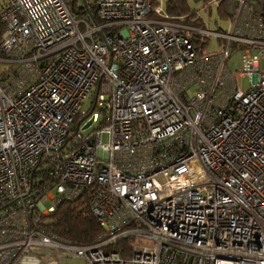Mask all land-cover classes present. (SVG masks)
I'll return each mask as SVG.
<instances>
[{"label": "built area", "instance_id": "1", "mask_svg": "<svg viewBox=\"0 0 264 264\" xmlns=\"http://www.w3.org/2000/svg\"><path fill=\"white\" fill-rule=\"evenodd\" d=\"M80 1H0V264H264V0ZM81 196L87 244L46 223Z\"/></svg>", "mask_w": 264, "mask_h": 264}, {"label": "trees", "instance_id": "2", "mask_svg": "<svg viewBox=\"0 0 264 264\" xmlns=\"http://www.w3.org/2000/svg\"><path fill=\"white\" fill-rule=\"evenodd\" d=\"M151 2L152 7L159 5L157 0H152ZM163 11L170 16L185 14L188 21L194 13V10H190L183 0H166ZM218 12L222 14L220 8H218ZM195 23H197V21H195ZM1 29L2 25L0 23V31ZM76 120L77 118L74 122ZM75 126L76 123H73L70 127L69 139L72 137ZM65 145L67 147V144ZM46 223L48 229L54 232L58 237L77 244L91 243L102 232L96 218L89 211L85 196H81L75 200L63 201L57 207L56 211L46 218ZM118 243L125 244V240H118L112 244L111 248L117 250ZM120 251L123 253V250Z\"/></svg>", "mask_w": 264, "mask_h": 264}, {"label": "rangeland", "instance_id": "3", "mask_svg": "<svg viewBox=\"0 0 264 264\" xmlns=\"http://www.w3.org/2000/svg\"><path fill=\"white\" fill-rule=\"evenodd\" d=\"M186 6L190 10L197 11L202 22L206 23V27L209 30H218L219 28L226 29L229 25V20L226 16L218 12L217 5L211 3L210 0H183ZM158 6L163 8L166 0H157ZM78 3L81 4V1L78 0ZM209 6V7H208ZM207 7V8H206ZM220 44L215 35L209 36L206 39V44L204 45V52H209V54H217L220 50ZM226 67L229 71L235 73L240 70V57L239 50L232 49L230 50L229 57L225 62ZM260 67L264 69V61L260 63ZM242 87L248 86V79L242 78L241 80ZM94 98V88L85 96L83 100V110H87L91 107ZM103 140H106V137L103 136ZM45 203H47L45 201ZM136 242H146L143 238L135 237ZM69 264H81V259H70L68 260Z\"/></svg>", "mask_w": 264, "mask_h": 264}, {"label": "water", "instance_id": "4", "mask_svg": "<svg viewBox=\"0 0 264 264\" xmlns=\"http://www.w3.org/2000/svg\"><path fill=\"white\" fill-rule=\"evenodd\" d=\"M84 1V0H83ZM95 118V113L91 114L90 117H88L85 122L82 124L81 128L86 127L89 125Z\"/></svg>", "mask_w": 264, "mask_h": 264}, {"label": "crops", "instance_id": "5", "mask_svg": "<svg viewBox=\"0 0 264 264\" xmlns=\"http://www.w3.org/2000/svg\"><path fill=\"white\" fill-rule=\"evenodd\" d=\"M102 233V232H101Z\"/></svg>", "mask_w": 264, "mask_h": 264}]
</instances>
